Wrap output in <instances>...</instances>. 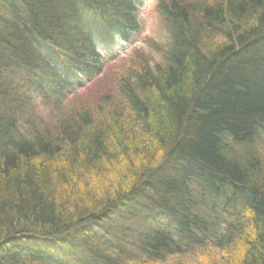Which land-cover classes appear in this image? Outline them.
I'll return each mask as SVG.
<instances>
[{
    "label": "trees",
    "instance_id": "obj_1",
    "mask_svg": "<svg viewBox=\"0 0 264 264\" xmlns=\"http://www.w3.org/2000/svg\"><path fill=\"white\" fill-rule=\"evenodd\" d=\"M142 1L0 0V264H264V0H155L158 60L106 71Z\"/></svg>",
    "mask_w": 264,
    "mask_h": 264
},
{
    "label": "rangeland",
    "instance_id": "obj_2",
    "mask_svg": "<svg viewBox=\"0 0 264 264\" xmlns=\"http://www.w3.org/2000/svg\"><path fill=\"white\" fill-rule=\"evenodd\" d=\"M155 0H143L139 12H138V20H139V28L136 32L131 33L130 38L125 42H117V45L113 49V54L119 58H116L108 64H113L110 69L106 71H123L127 68L128 65H131V54L133 49H137V53L132 55L133 60L139 58V56L148 59L158 60V56L152 50V45L158 41H164L166 39V33L161 29L159 25V20L156 17L155 11ZM103 54H107L111 56V52L108 53L106 50L102 51ZM137 57V58H135ZM123 58L124 60H120ZM141 59V58H140ZM142 60H140L141 62ZM106 73V72H105ZM103 74L99 79L96 77L93 80L85 81L81 86L77 85L72 96H69V107H71L76 100V108L79 105H94L101 104V99L99 100V93L102 91H116L119 87V79L116 75L111 74V72H107ZM98 79V80H97ZM95 109V108H94ZM107 108H105L106 111ZM41 116H45L49 112L47 108L39 107L37 108ZM58 115L54 117H47L48 128L51 129L52 124L58 121ZM98 117V113L95 115ZM113 125L110 124L109 127L113 130ZM214 247L201 249V252H196L192 254H188L187 256H182L181 259H177L178 256H173L167 258L164 262H157V264H213V261L218 260L221 253L216 252ZM213 260V261H211ZM151 264V263H146ZM156 264V263H153Z\"/></svg>",
    "mask_w": 264,
    "mask_h": 264
},
{
    "label": "bare ground",
    "instance_id": "obj_3",
    "mask_svg": "<svg viewBox=\"0 0 264 264\" xmlns=\"http://www.w3.org/2000/svg\"><path fill=\"white\" fill-rule=\"evenodd\" d=\"M80 12H83L84 14H88L86 8H82L80 10ZM92 36H93V34H92ZM108 48H110V47H108ZM58 60H60V59H58ZM44 67H46L47 69H50L49 66H44ZM46 90L48 92H50L49 89H46ZM72 90H73V88L72 89L71 88H65L63 91L57 93V95H54L53 94V96L49 95V96H45V97H40V94L38 92H36L35 94H33V96H34V98L36 100L35 101V103H36L35 105H36L37 108H39V107H41V108L45 107V108H47V110L54 109V106L55 105H57L58 103H62L65 99L69 98V96H72V94L74 92V90L73 91ZM262 138L264 140V135H263Z\"/></svg>",
    "mask_w": 264,
    "mask_h": 264
}]
</instances>
